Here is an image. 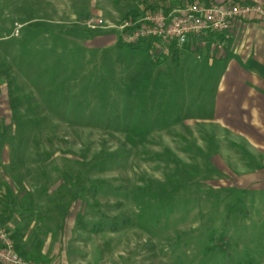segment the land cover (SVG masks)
Wrapping results in <instances>:
<instances>
[{"label": "rangeland", "instance_id": "1", "mask_svg": "<svg viewBox=\"0 0 264 264\" xmlns=\"http://www.w3.org/2000/svg\"><path fill=\"white\" fill-rule=\"evenodd\" d=\"M179 1L198 0H0V135L26 140L0 182L18 177L42 212L65 199L55 237L17 219L0 229L23 228L43 263L264 264L253 167L219 160L218 129L188 125L208 116L221 66L185 50L177 70L121 40L128 14ZM48 181L61 189L42 196Z\"/></svg>", "mask_w": 264, "mask_h": 264}, {"label": "crops", "instance_id": "2", "mask_svg": "<svg viewBox=\"0 0 264 264\" xmlns=\"http://www.w3.org/2000/svg\"><path fill=\"white\" fill-rule=\"evenodd\" d=\"M213 1L264 5V0ZM223 44L222 53L181 50V64L183 51L188 50L198 53V60L205 58L209 66L220 65L222 70L208 116L188 125L199 127L203 123L205 128L218 129L221 144L227 146L217 154L219 160H242L243 167H253L245 175L253 178L257 194L264 191V22H237ZM2 192L5 194L4 188ZM3 211L0 205V225L13 227L18 214Z\"/></svg>", "mask_w": 264, "mask_h": 264}, {"label": "built area", "instance_id": "3", "mask_svg": "<svg viewBox=\"0 0 264 264\" xmlns=\"http://www.w3.org/2000/svg\"><path fill=\"white\" fill-rule=\"evenodd\" d=\"M255 20L264 22V5H242L231 1L209 5L187 2L169 13L159 11L134 23L125 22L121 40L126 45L151 40V52L158 56H168L173 49L182 50L186 45L194 52L200 48L222 53L223 42L230 38L233 26L239 21ZM218 36L222 39H218ZM196 56L200 58L198 53ZM0 264L58 263L25 260L15 252L9 235L0 229Z\"/></svg>", "mask_w": 264, "mask_h": 264}, {"label": "trees", "instance_id": "4", "mask_svg": "<svg viewBox=\"0 0 264 264\" xmlns=\"http://www.w3.org/2000/svg\"><path fill=\"white\" fill-rule=\"evenodd\" d=\"M196 1V0H195ZM181 3V5L183 6L186 2L183 1H179ZM198 3H206V5L211 4L210 2H208V0H198L196 1ZM216 3V2H214ZM151 6V5H150ZM152 7V6H151ZM155 7V6H154ZM158 7V6H157ZM155 7V8H157ZM181 7V6H179ZM177 7V8H179ZM172 8L171 10H165V9H161L158 7V10L161 9L164 10L162 12L164 13H169L172 12L173 10L177 9ZM149 9H153L152 8H147L146 10ZM150 12V11H149ZM143 13L141 12L140 15L137 14V12H133L132 15H127L126 19L131 20V21H138V19H140L141 15ZM218 39H222L221 36H218ZM120 46H123L122 44L119 43ZM132 50H145V51H152V41H142L137 45H124ZM184 49H191V47L189 45H186L184 47ZM201 49L198 48L196 51H200ZM155 56V55H154ZM157 58H159V60H162V63L166 64V63H172V65L174 66L175 69H179L180 64H181V50H175L173 49L170 53V55L168 56H158ZM17 104V102H13V104ZM7 125H0V134L3 133V131H5V128ZM23 126L19 127L22 128ZM11 129V128H9ZM26 129L22 128L20 129V133L22 134L23 131ZM8 133V132H7ZM10 133V132H9ZM2 138V139H1ZM23 140V139H22ZM22 140L21 139H17L16 135H12V136H2L0 135V170L4 171L5 173L10 170L12 167L11 164L12 162L15 160V158L17 157L18 161H21V157H20V153L23 150V146L26 143V140H23V144H22ZM5 159L8 160V163L6 164ZM3 160V161H1ZM98 165V163L96 164ZM4 173V174H5ZM10 179L12 180V186H14L12 189V186L8 183V182H4L1 181V185L2 187L5 189V194L3 196L2 199H0V205H2L3 207V212L6 213L7 211H11L12 213L18 214L19 220L21 224L24 225H29L32 222L35 223H39L41 226H43L44 228H46L47 233H49V231H52L53 236H57L58 235V226H56V229L52 230L49 228L51 227L50 225H53L54 223H56V217H55V213H57L56 210V206H58V204L60 203L61 206H63L64 204V200H62V197L59 198V194L60 193H56L58 192V190L61 189L60 187V182L61 179L59 180L60 182L57 181H53V182H49L48 185H46L45 187L41 188V195H49L52 193H56V195H54V197L52 198V201L50 202L51 205L54 203V206H52V208H47L44 210V212H42V208L36 206L35 204V198L34 195L35 192H31L28 188H26L24 186V182L21 183L20 180H18V177L14 176V178L10 177ZM98 184H102L101 181H89V188H84V192L89 191L92 193V195H95L98 191H100ZM16 191V192H15ZM83 192V193H84ZM34 193V194H33ZM82 193V194H83ZM40 197V196H39ZM82 197V196H81ZM54 201V202H53ZM65 205V204H64ZM41 210V211H40ZM36 213V215H35ZM35 215V216H34ZM79 218H77V221H79ZM44 224V225H43ZM59 225V224H58ZM104 225L103 222H98V223H93L91 226L92 231H98L100 229H103ZM110 228L111 230H116L117 229V223L115 222H111L110 224ZM83 229H85V225L83 226ZM23 228L17 226V228L15 230H11V234L9 235L10 239L13 241L14 243V250L15 252L22 258H24L27 261H33L36 263H43V262H47V257L45 254H43L39 248L32 244L31 242H21V240H23ZM9 234V233H8ZM47 238V234H43V238L42 239H46ZM45 241V240H43Z\"/></svg>", "mask_w": 264, "mask_h": 264}]
</instances>
